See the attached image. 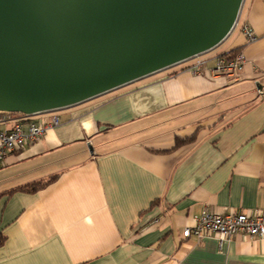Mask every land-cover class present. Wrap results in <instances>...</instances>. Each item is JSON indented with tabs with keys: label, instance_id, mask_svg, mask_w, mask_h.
<instances>
[{
	"label": "crops",
	"instance_id": "1",
	"mask_svg": "<svg viewBox=\"0 0 264 264\" xmlns=\"http://www.w3.org/2000/svg\"><path fill=\"white\" fill-rule=\"evenodd\" d=\"M233 51L243 69L211 76ZM195 59L202 75L182 63L58 111V127L7 154L0 264H264V241L182 236L203 208L264 213V0H243L228 37Z\"/></svg>",
	"mask_w": 264,
	"mask_h": 264
},
{
	"label": "water",
	"instance_id": "2",
	"mask_svg": "<svg viewBox=\"0 0 264 264\" xmlns=\"http://www.w3.org/2000/svg\"><path fill=\"white\" fill-rule=\"evenodd\" d=\"M242 3L0 0V113L61 111L195 59L228 37Z\"/></svg>",
	"mask_w": 264,
	"mask_h": 264
},
{
	"label": "built area",
	"instance_id": "3",
	"mask_svg": "<svg viewBox=\"0 0 264 264\" xmlns=\"http://www.w3.org/2000/svg\"><path fill=\"white\" fill-rule=\"evenodd\" d=\"M242 32L248 43L256 40L248 27H244ZM245 63L241 53L233 57L221 56L217 58L215 67L209 72L211 76L236 75L243 69ZM190 71L195 75H202L204 62H196L190 67ZM57 112L32 116L14 114L12 117L8 116L11 114L0 113V126L6 122L10 123L8 129H0V165L7 154L36 142L46 131L58 127L60 121ZM210 235L215 236L219 244L229 242L234 236L264 241V213L257 212L251 216L243 213L220 214L210 208H203L195 218L193 227L185 228L182 232L184 239L193 238L197 243Z\"/></svg>",
	"mask_w": 264,
	"mask_h": 264
},
{
	"label": "trees",
	"instance_id": "4",
	"mask_svg": "<svg viewBox=\"0 0 264 264\" xmlns=\"http://www.w3.org/2000/svg\"><path fill=\"white\" fill-rule=\"evenodd\" d=\"M238 52L233 51L232 53L223 55V56H229V57H233L234 55H236ZM9 117L14 116V114L8 115ZM186 141H190L189 139H186ZM178 144H180L179 142H177ZM57 176H50L44 180H39V181H35L32 182L30 184L21 186L11 192H9L8 194H12V193H28V194H32V193H36L42 189H44L46 186L50 185L51 183H53L55 181ZM3 238L0 237V245L3 243Z\"/></svg>",
	"mask_w": 264,
	"mask_h": 264
},
{
	"label": "rangeland",
	"instance_id": "5",
	"mask_svg": "<svg viewBox=\"0 0 264 264\" xmlns=\"http://www.w3.org/2000/svg\"><path fill=\"white\" fill-rule=\"evenodd\" d=\"M197 61H199V60L193 59V60H190V61L185 62L184 65H189V64H190V65H191V64L194 65L195 62H197ZM188 62H189V63H188Z\"/></svg>",
	"mask_w": 264,
	"mask_h": 264
}]
</instances>
